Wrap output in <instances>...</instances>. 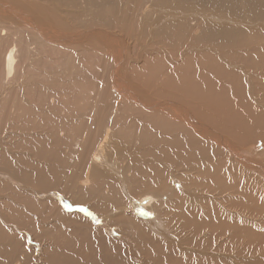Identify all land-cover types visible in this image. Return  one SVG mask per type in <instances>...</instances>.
I'll return each mask as SVG.
<instances>
[{"label":"bare ground","instance_id":"obj_1","mask_svg":"<svg viewBox=\"0 0 264 264\" xmlns=\"http://www.w3.org/2000/svg\"><path fill=\"white\" fill-rule=\"evenodd\" d=\"M262 142L264 0H0V264H264Z\"/></svg>","mask_w":264,"mask_h":264},{"label":"rangeland","instance_id":"obj_2","mask_svg":"<svg viewBox=\"0 0 264 264\" xmlns=\"http://www.w3.org/2000/svg\"><path fill=\"white\" fill-rule=\"evenodd\" d=\"M47 50V55L50 53V52H53L52 48H46ZM68 55V56H67ZM87 55V54H86ZM90 55V54H89ZM88 55V56H89ZM93 55V59L95 57V65L93 67V64L90 63L86 57H85V54H55L52 56V54L50 53V57L47 58V60H45V64L48 66V67H51L53 66L54 64L58 63H62L64 58L67 56V62H68V66H72L75 64V66L73 68H68L67 66V70H60V73L61 75L59 76V79L57 78L58 77V68L57 66L54 67V69L52 70V73L50 74V76L53 78V79H57L56 81V84H68V85H78V86H82L84 84L83 87H91L92 85H94L96 83V77L98 76V69L96 68V66L99 64V63H96L97 61V57L99 59L100 56H98L96 54V56H94L95 54H92ZM130 54H128L127 56H129ZM87 56V58H88ZM162 57H165L167 56L166 55H161ZM131 57V56H130ZM156 59H161V57L159 56V58L156 57ZM85 70H83V69ZM70 69H72V74L70 73ZM163 70V68H162ZM88 71V72H86ZM74 74V75H73ZM72 75V76H71ZM52 79V80H53ZM82 84V85H81ZM12 125V124H10ZM13 126V125H12ZM14 129V128H13ZM17 136V137H16ZM15 141H21L24 139V137H22L21 135H19V133H14L12 134V138L11 140H13L12 142H14V139ZM14 145V144H13ZM20 146V145H19ZM255 146V150L256 152L257 151H260L261 149L263 150L264 148V142L262 143H257ZM261 146V147H260ZM244 156V155H243ZM248 157V156H247ZM263 168V167H261ZM256 182V183H255ZM251 186L250 187H253V190L254 191L255 189H258L260 187L257 188V186H260L261 184L254 180V184L253 183H250ZM248 184V185H250ZM240 185V184H239ZM242 185V183H241ZM253 185V186H252ZM255 187V188H254ZM263 187V186H262ZM252 189V188H250ZM264 190V189H263ZM262 190V193L259 195L260 197V200L263 201L264 200V191ZM1 204V202H0ZM261 216L264 215V212H262V214H260ZM263 220H264V217H263ZM235 247L234 249L237 250L238 246L239 245H236L234 244ZM234 264V263H233ZM236 264V263H235ZM238 264V263H237ZM249 264H253V263H249Z\"/></svg>","mask_w":264,"mask_h":264}]
</instances>
